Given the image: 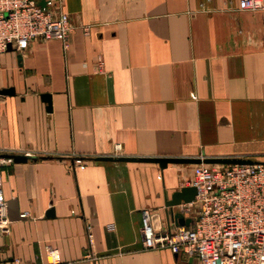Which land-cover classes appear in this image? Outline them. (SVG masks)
Returning a JSON list of instances; mask_svg holds the SVG:
<instances>
[{"label":"crops","instance_id":"1","mask_svg":"<svg viewBox=\"0 0 264 264\" xmlns=\"http://www.w3.org/2000/svg\"><path fill=\"white\" fill-rule=\"evenodd\" d=\"M37 1L65 12L69 33L0 54V91L12 89L0 93V157H29L1 167L19 218L0 235V262L41 264L55 249L74 264H198L144 249L141 235L145 216L156 231L176 226L165 202L190 186L194 164L96 158L264 162V11L238 0Z\"/></svg>","mask_w":264,"mask_h":264},{"label":"built area","instance_id":"2","mask_svg":"<svg viewBox=\"0 0 264 264\" xmlns=\"http://www.w3.org/2000/svg\"><path fill=\"white\" fill-rule=\"evenodd\" d=\"M238 9L264 11V0H238ZM69 33L68 16L37 0H0V54L8 45L24 49L32 40L56 39L64 44ZM120 145H115V151ZM11 158L0 157V235L8 229L7 200L2 191V170ZM74 163L83 167L78 157ZM190 186L194 200L181 203L191 225L156 231L142 218V245L147 250L168 249L193 257L198 264H264V162L253 164H194ZM21 264L14 260L11 263ZM41 264H74L48 250Z\"/></svg>","mask_w":264,"mask_h":264},{"label":"water","instance_id":"3","mask_svg":"<svg viewBox=\"0 0 264 264\" xmlns=\"http://www.w3.org/2000/svg\"><path fill=\"white\" fill-rule=\"evenodd\" d=\"M40 5H42L40 3ZM7 51H14L10 45L7 47ZM1 94H11L12 89H3L0 91ZM43 101L48 104L47 110H50V100L49 95H41ZM14 162H23L27 160L29 157L25 155H9ZM96 160L100 161H138V162H154L159 165L161 169L166 167L168 163H179V164H253L257 163V161L242 158V157H197V158H158V157H97ZM196 194V190L193 186L182 187L179 191L174 192L171 195L170 200L165 202V206L169 208L168 215L170 220L175 225H184L187 224L188 221H184V217L179 212H174L173 207L179 205L181 203H189L194 200ZM7 210H8V218L10 221L17 220L19 218V214L17 211V207L15 205V201L9 200L7 201ZM189 220V219H187ZM186 222V223H184Z\"/></svg>","mask_w":264,"mask_h":264}]
</instances>
